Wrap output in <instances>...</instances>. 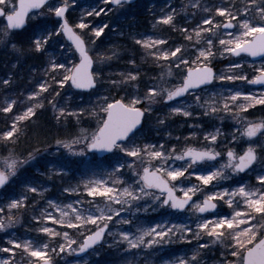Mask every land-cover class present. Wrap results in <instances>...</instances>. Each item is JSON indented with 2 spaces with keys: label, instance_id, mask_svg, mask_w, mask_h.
I'll list each match as a JSON object with an SVG mask.
<instances>
[{
  "label": "snow or ice",
  "instance_id": "snow-or-ice-1",
  "mask_svg": "<svg viewBox=\"0 0 264 264\" xmlns=\"http://www.w3.org/2000/svg\"><path fill=\"white\" fill-rule=\"evenodd\" d=\"M79 7L0 0V51L14 54L13 69L39 61L27 88L0 77V264H264V115L252 111L264 90L246 88L264 89V63L246 61L264 58V0L145 5L160 35L96 22L126 19L140 0H96L70 21ZM109 33L133 47L105 45ZM68 90L95 99L70 107ZM49 111L54 146L29 136ZM177 117L190 135H173ZM175 245L187 251L166 255Z\"/></svg>",
  "mask_w": 264,
  "mask_h": 264
},
{
  "label": "trees",
  "instance_id": "trees-1",
  "mask_svg": "<svg viewBox=\"0 0 264 264\" xmlns=\"http://www.w3.org/2000/svg\"><path fill=\"white\" fill-rule=\"evenodd\" d=\"M80 1V0H79ZM96 2V0H81L79 5L80 7L77 8L76 10L79 11V9H83L85 7H89L91 5H94ZM168 3L171 4H176L177 0H167ZM165 3V0H147L145 1V3H141L140 1V7L139 8H134L132 9V12L130 14H128L127 18H121L119 21H116L115 17H112L111 19L109 17H101L98 18V20L96 21L97 23H99L100 20H103L105 22H108L110 25H115L117 27H119L120 29H123L125 33H127L129 31L128 25H132L133 27L131 28V31L133 33H139L142 35H160L161 33L157 30H154L152 28V23L151 21L154 19L152 12L148 11V8L145 7V5H147L148 7H151L152 4H155L157 6V8L163 6ZM76 10L72 11L70 13V21L75 22L78 20V17L76 16ZM0 26H2V24H0ZM31 31V27H28L26 30H23L20 32L19 36H22L26 33H29ZM164 35H167L168 33H163ZM173 36H175L176 34H172ZM177 39H179V37H176ZM102 39L104 40V44L108 45L110 42H119L122 44H126L127 47L132 48L133 45L131 43L130 40L126 39V37H121L118 36L116 34L113 33H109L107 37H102ZM21 41V40H20ZM137 60L139 62V56H137ZM246 61L248 62V60L246 59ZM30 62L33 63L32 60H28L26 62H24L22 64V66H18L17 68L13 69L12 68V64L16 63V58L14 56V54L11 53V51H0V77H4L6 75H10V74H14V78L16 79V90L19 91L22 88H27L28 84H27V80L29 77V68L32 67L30 64ZM34 66V65H33ZM37 69H39V65L35 66ZM125 64L123 62L114 64L113 67L109 70L112 72H116V71H121L124 70L125 68ZM227 67V61H223L221 63L216 64V68L217 69H221V68H226ZM145 70L148 72V75H155L156 72L158 71L157 69H153L151 68L150 65H145L144 66ZM247 66L245 67V71L249 74V76H251L253 73L249 72L246 70ZM107 71L105 73V75L107 76ZM141 87L143 88V83L141 84ZM247 88L251 86L248 85L246 86ZM108 88V85L104 86V89H101V91H104L105 89ZM123 93H121L122 95ZM3 93L0 92V99L3 98ZM66 98L67 97H71L70 101H67L68 105L70 107H76L78 105H86L89 103L90 100L95 99L94 96H90L88 93L85 92H79V91H75V90H68L65 93ZM254 113L255 117H260L261 115H264V109L261 108H257L255 110H252ZM5 117L0 115V130H3L5 128ZM188 123H192V121H188ZM38 125V127H37ZM32 131L29 133L30 137H34V135L39 136V139L41 141L47 139L49 142H51L54 146V138L58 135V126L55 124V121L52 119V115L51 112H45L43 114H41L39 116V119L36 121V123L34 125L31 126ZM170 130L172 131L173 135H180V136H187L190 135L191 133V129H189V127L187 126V124L184 122V119L181 117H177L175 118L174 121L171 122V128ZM60 135H63V132L61 131L59 133ZM145 135H147L149 137V139L152 140H159L161 139L160 136L156 135V132L153 131H149V127L146 126L145 127ZM29 144H35L36 140L30 139ZM196 141H193V144H195ZM27 146V145H22V147ZM41 147H45V144H41ZM50 151H54V147L53 149H50ZM46 159L48 160H52L54 159L53 156H47ZM43 170V169H41ZM80 179V175L79 173H77V180ZM73 181L76 183V180H71L70 182L73 184ZM69 182L67 179L65 181V183ZM50 186V185H49ZM51 187V186H50ZM59 185H57L56 188H52V191L50 193V195L52 196H56L59 195L57 189H58ZM25 227H33L30 224H25ZM17 233L20 235H34V233L32 232H25L24 228H18ZM175 250V254L176 255H183L185 251H187V247L183 246V245H175L172 248L166 249L165 250V254L167 255L168 253H171ZM113 256H107L105 257V259H113ZM71 259V258H69ZM209 264H211V260L209 259Z\"/></svg>",
  "mask_w": 264,
  "mask_h": 264
},
{
  "label": "rangeland",
  "instance_id": "rangeland-1",
  "mask_svg": "<svg viewBox=\"0 0 264 264\" xmlns=\"http://www.w3.org/2000/svg\"><path fill=\"white\" fill-rule=\"evenodd\" d=\"M81 1V0H80ZM80 1L78 0V3H80ZM141 1V3L143 4V3H145V1H147V0H140ZM85 8H87V7H85ZM82 11V9H79V11L78 10H76V16L79 18V16H80V12ZM0 27H2V26H0ZM31 35V31L29 32V33H26V34H24V35H22V36H19V37H17L19 40H21V41H24V42H27V39H28V37ZM33 61V60H32ZM248 64H255L256 66H259L261 63H264V60H262V61H260V62H257V63H249V62H247ZM29 65H31L32 67H33V65H34V67L36 66V65H39V61H33V63L32 62H30V64ZM38 68V67H37ZM247 71H249V72H252V69L250 68V67H247V69H246ZM242 86V85H241ZM242 87H244V86H242ZM247 88V87H246ZM247 90H249V91H252V92H260V91H262V90H260V91H258V90H253V89H251L250 87H248L247 88ZM264 90V89H263ZM193 182H195L194 180H193ZM75 184V182L73 181V185ZM223 211H228L227 210V208H224L223 209ZM4 239H6V236H5V234H3V233H0V244H2L3 243V241H4Z\"/></svg>",
  "mask_w": 264,
  "mask_h": 264
},
{
  "label": "water",
  "instance_id": "water-1",
  "mask_svg": "<svg viewBox=\"0 0 264 264\" xmlns=\"http://www.w3.org/2000/svg\"><path fill=\"white\" fill-rule=\"evenodd\" d=\"M252 62H258V61H260V60H262L263 58H261V57H256V58H252V57H248ZM253 87H255V88H261V86H253ZM77 91H79V90H77ZM99 155V154H98ZM106 155V154H105Z\"/></svg>",
  "mask_w": 264,
  "mask_h": 264
}]
</instances>
